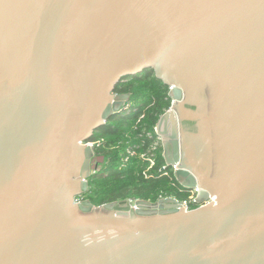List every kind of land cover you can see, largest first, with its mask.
I'll return each instance as SVG.
<instances>
[{
	"label": "water",
	"instance_id": "obj_1",
	"mask_svg": "<svg viewBox=\"0 0 264 264\" xmlns=\"http://www.w3.org/2000/svg\"><path fill=\"white\" fill-rule=\"evenodd\" d=\"M147 68L172 100L163 157L199 205L77 203L85 142ZM0 264H264V0H0Z\"/></svg>",
	"mask_w": 264,
	"mask_h": 264
},
{
	"label": "trees",
	"instance_id": "obj_2",
	"mask_svg": "<svg viewBox=\"0 0 264 264\" xmlns=\"http://www.w3.org/2000/svg\"><path fill=\"white\" fill-rule=\"evenodd\" d=\"M115 92L130 93V107L112 116L93 133L91 139L100 144L95 148L93 165L96 170L89 179L85 198L97 206L125 198L157 201L161 197L174 196L180 200L189 199L191 190L183 188L173 172L166 175L160 170L165 163L162 147L157 154V164L149 172L153 176L145 174L149 162L139 155L150 142L145 135H140L143 129L153 130L171 105L169 86L156 77L152 68H147L124 77L115 85ZM142 143L145 145L138 149V154H128L130 146Z\"/></svg>",
	"mask_w": 264,
	"mask_h": 264
},
{
	"label": "built area",
	"instance_id": "obj_3",
	"mask_svg": "<svg viewBox=\"0 0 264 264\" xmlns=\"http://www.w3.org/2000/svg\"><path fill=\"white\" fill-rule=\"evenodd\" d=\"M156 126L153 130H148V129L144 128L142 133L140 134L142 136L145 135L147 138L150 139V142L147 145L146 150L139 153V155L141 157L146 158L149 162V165H148L147 169L145 170V174L147 176L148 175L153 176L149 172L157 164V154H158V152H160V148L162 147V139L157 133ZM142 142H145V141L143 140ZM85 144H87V146H91L93 148V150L95 151L96 146H98L100 144V142L93 140V139H90V140L86 141ZM143 145H145V144L142 143V144H139L136 146H130L128 149V154L129 155L138 154V149L140 147H142ZM162 154H163V148H162ZM128 156L126 157V159H128ZM95 158H96V153H95ZM177 168H178V165H173V166L169 167L165 161V163L160 167V170L163 171V174L169 175L170 172H173V174H174V171ZM197 190H198V188L191 190V195H190L189 199L182 200L183 206H186L185 207L186 209L189 210V209H192V208L197 207L199 205V203L196 201ZM161 198H164V197H161ZM83 199H85V196L78 195L76 197V202L81 203V201ZM214 199H215V196H210L209 200H214ZM131 200H134V199H131ZM193 204L195 206H192Z\"/></svg>",
	"mask_w": 264,
	"mask_h": 264
},
{
	"label": "flooded vegetation",
	"instance_id": "obj_4",
	"mask_svg": "<svg viewBox=\"0 0 264 264\" xmlns=\"http://www.w3.org/2000/svg\"><path fill=\"white\" fill-rule=\"evenodd\" d=\"M171 105H172V100H171ZM171 105H170V107H171ZM186 105H187V107L192 108V109H196V106H197L196 104L189 103V102H187ZM197 132H198V120H194V119L186 117V116L180 118V141H182L181 139L183 138V136H182L183 134L197 133ZM92 165H93V162H92ZM82 195L84 196V194H82Z\"/></svg>",
	"mask_w": 264,
	"mask_h": 264
},
{
	"label": "rangeland",
	"instance_id": "obj_5",
	"mask_svg": "<svg viewBox=\"0 0 264 264\" xmlns=\"http://www.w3.org/2000/svg\"><path fill=\"white\" fill-rule=\"evenodd\" d=\"M92 168H93V171H95V170H96V167H95L94 165H93V167H92Z\"/></svg>",
	"mask_w": 264,
	"mask_h": 264
}]
</instances>
